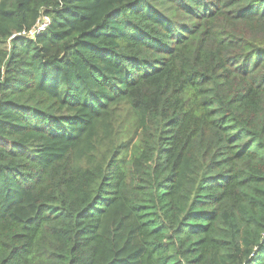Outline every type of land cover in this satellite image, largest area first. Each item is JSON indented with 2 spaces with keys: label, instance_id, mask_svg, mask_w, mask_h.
Wrapping results in <instances>:
<instances>
[{
  "label": "trees",
  "instance_id": "1",
  "mask_svg": "<svg viewBox=\"0 0 264 264\" xmlns=\"http://www.w3.org/2000/svg\"><path fill=\"white\" fill-rule=\"evenodd\" d=\"M0 264H264V0H0Z\"/></svg>",
  "mask_w": 264,
  "mask_h": 264
},
{
  "label": "built area",
  "instance_id": "2",
  "mask_svg": "<svg viewBox=\"0 0 264 264\" xmlns=\"http://www.w3.org/2000/svg\"><path fill=\"white\" fill-rule=\"evenodd\" d=\"M49 25V18L45 15H42L37 21L35 26L28 32H23L20 36H24L27 38H33L36 34L44 31Z\"/></svg>",
  "mask_w": 264,
  "mask_h": 264
}]
</instances>
